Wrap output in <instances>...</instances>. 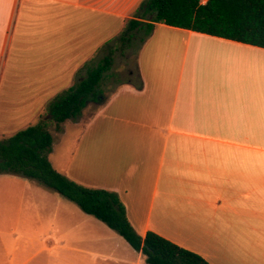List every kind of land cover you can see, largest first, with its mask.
<instances>
[{
  "label": "crops",
  "instance_id": "1",
  "mask_svg": "<svg viewBox=\"0 0 264 264\" xmlns=\"http://www.w3.org/2000/svg\"><path fill=\"white\" fill-rule=\"evenodd\" d=\"M143 2L0 0V101L5 92L21 118L38 120L120 48ZM143 37L124 50L136 46L129 79L87 122L56 131L63 152L52 166L116 193L142 237L154 232L209 264H264V49L160 23ZM66 125L81 128L72 147ZM52 223L23 264H146L139 252L96 248L103 229L85 212H56Z\"/></svg>",
  "mask_w": 264,
  "mask_h": 264
},
{
  "label": "trees",
  "instance_id": "2",
  "mask_svg": "<svg viewBox=\"0 0 264 264\" xmlns=\"http://www.w3.org/2000/svg\"><path fill=\"white\" fill-rule=\"evenodd\" d=\"M135 17L140 20H131L120 37L121 51L138 31L143 32L144 41L159 23L264 49V0H144ZM110 49L98 66L88 70L85 79L50 103L46 119L0 140V174L22 175L76 203L83 212L116 231L144 256L146 264H209L154 232L142 237L129 222L116 193L71 181L56 171L48 158L54 142L50 124L60 131L64 123L81 116L90 103H104L101 84L115 63L116 49Z\"/></svg>",
  "mask_w": 264,
  "mask_h": 264
},
{
  "label": "rangeland",
  "instance_id": "3",
  "mask_svg": "<svg viewBox=\"0 0 264 264\" xmlns=\"http://www.w3.org/2000/svg\"><path fill=\"white\" fill-rule=\"evenodd\" d=\"M124 53L120 48L116 50L114 54L115 63L110 72L111 74L107 75L101 84V89L104 92L102 97L106 100L110 98L121 83L129 79V73L135 69L136 46ZM6 98L7 95L4 92L0 101L1 140L13 136L18 131L36 125L48 117L47 108L45 112H42L38 120L30 121V119L21 118L24 112H18L2 100ZM103 105L90 103L81 115L84 121L87 122L92 118ZM68 122H72V120ZM17 123L18 125L21 123L20 126H16ZM49 128L53 131L51 132L57 145H55V152L52 153L51 150L48 158L54 167L58 169L60 162L58 157L63 146L58 144L60 136L55 134L57 132L54 124H50ZM65 128L68 130V135H66V140L69 141L68 146L72 147L73 139L80 134L81 128H71L68 125ZM67 210L74 213L82 211L76 203L35 180L7 172L0 174V264H23L26 262L36 249L40 248V238L45 236L53 237L50 235V231L53 225V216L56 212L59 214ZM96 222L103 229V231L98 230V235L103 242L97 244L96 248L114 251L118 256L127 254L130 259L136 256V251L116 231L97 219ZM15 227H20L19 238H14L11 234ZM36 229L39 231L37 235L30 233H34ZM53 235L54 238L58 237L55 232ZM28 236H31L33 240L27 238Z\"/></svg>",
  "mask_w": 264,
  "mask_h": 264
},
{
  "label": "bare ground",
  "instance_id": "4",
  "mask_svg": "<svg viewBox=\"0 0 264 264\" xmlns=\"http://www.w3.org/2000/svg\"><path fill=\"white\" fill-rule=\"evenodd\" d=\"M252 75V74H251ZM253 84V83H252ZM260 88V87H259ZM260 90V89H259Z\"/></svg>",
  "mask_w": 264,
  "mask_h": 264
}]
</instances>
